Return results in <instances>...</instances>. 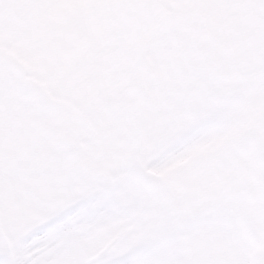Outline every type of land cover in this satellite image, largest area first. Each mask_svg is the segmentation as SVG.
Returning a JSON list of instances; mask_svg holds the SVG:
<instances>
[{
    "label": "rangeland",
    "instance_id": "1",
    "mask_svg": "<svg viewBox=\"0 0 264 264\" xmlns=\"http://www.w3.org/2000/svg\"><path fill=\"white\" fill-rule=\"evenodd\" d=\"M159 1L176 19L187 17L186 21L178 28L177 20L170 18L154 30L156 20H149V12L161 15ZM79 12L87 13L86 20L71 18ZM64 17L70 22L56 27ZM146 37L156 47L148 54ZM0 58L21 66L15 74L0 64V228L13 242L60 213L77 195L90 193L95 182L100 185L102 170L103 179L107 173L110 178L114 161L110 133L92 126L94 132L85 121L76 126L69 117L83 107L90 108L92 117L93 107L97 114L111 115L114 108L125 109L128 103L131 108L140 106L142 94L132 88L142 90V75L135 69L155 66L151 78L162 77L168 92L160 95L150 79L154 97L149 112L175 115L170 126L183 127L188 118L204 111L209 93L216 89L225 111L230 97L247 96L251 103L246 115L258 117L256 134L264 146V78L258 75L264 66V6L256 1L0 0ZM207 79L219 80L220 85L211 83L205 96L201 87ZM199 92L201 97L191 101ZM104 127L109 129L110 120ZM241 132L234 129L225 143ZM222 154L219 161L197 160L193 174L176 180L162 196L155 193L153 204L148 197L132 200L129 207L137 218L85 239L93 244L88 254V246L67 228L63 255L40 263H103L115 252L166 238L180 243L184 264L248 262L252 251L237 228L228 234L225 226L180 233L185 224L204 218L242 216L264 241V207L249 199L256 182L264 179V167H256L243 151ZM95 205L89 201L87 209ZM113 235L116 241H108ZM10 239L11 245L0 234V251H14Z\"/></svg>",
    "mask_w": 264,
    "mask_h": 264
},
{
    "label": "bare ground",
    "instance_id": "2",
    "mask_svg": "<svg viewBox=\"0 0 264 264\" xmlns=\"http://www.w3.org/2000/svg\"><path fill=\"white\" fill-rule=\"evenodd\" d=\"M232 124H224L219 132V137H224L227 131L232 127ZM210 132L200 138V141L188 145V147L174 151V153L165 159H157L159 162L155 167V173L163 174L166 170L175 168L186 162L192 156L194 149L198 146H203L204 141L212 142L216 139L217 134ZM199 153H197L198 155ZM83 212V208L80 210ZM126 209L121 204H116L113 201H107L99 205L94 211L83 214L81 219L72 222L71 226L76 233L82 237H89L96 229L103 227H111L116 223L129 218ZM68 218V217H67ZM60 223L51 225L49 228L34 236L32 239H27L26 242L19 246L18 255L12 261V264H37L36 260L42 256L47 259L58 257V248L63 244L64 238L60 237ZM193 225H185L184 229L190 230ZM180 252V247L174 241L165 240L164 242L154 243L153 245H144L130 253L124 262L120 264H171V258L176 257ZM252 257H256L254 254Z\"/></svg>",
    "mask_w": 264,
    "mask_h": 264
}]
</instances>
